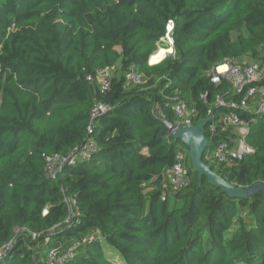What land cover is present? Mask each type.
<instances>
[{
    "label": "trees",
    "instance_id": "1",
    "mask_svg": "<svg viewBox=\"0 0 264 264\" xmlns=\"http://www.w3.org/2000/svg\"><path fill=\"white\" fill-rule=\"evenodd\" d=\"M170 23L173 54L149 65L169 49ZM245 59L264 65V0H0V248L12 242L0 264H44L73 243L64 264H264L263 196L200 183L170 134L176 101L195 110L194 126L237 115L253 153L206 164L241 190L264 184V116L209 74ZM107 67L101 91L87 77ZM131 69L142 83L126 87ZM96 105L108 108L91 121ZM217 125L209 150L233 136ZM88 138L89 159L45 177L46 157ZM177 151L181 190L168 182Z\"/></svg>",
    "mask_w": 264,
    "mask_h": 264
},
{
    "label": "built area",
    "instance_id": "2",
    "mask_svg": "<svg viewBox=\"0 0 264 264\" xmlns=\"http://www.w3.org/2000/svg\"><path fill=\"white\" fill-rule=\"evenodd\" d=\"M172 23L167 26L166 40L173 54V43L170 37L172 31ZM160 47L159 49H161ZM158 51V50H157ZM166 55V56H167ZM165 56V57H166ZM164 57V58H165ZM163 58V59H164ZM161 59L160 61H162ZM159 61V62H160ZM158 62V63H159ZM149 65L152 64L149 58ZM222 68V69H221ZM114 69L104 68L96 70L94 75L88 76L87 81L98 84L101 91H107L110 87V79ZM209 74L213 84L226 82L228 87L240 94L244 95L243 107L252 109L256 114L264 116V65L252 64L246 61H226L223 65L212 69ZM142 83V76L135 70L131 69L125 77V85H138ZM220 106L225 105L222 98L217 99ZM105 105H96L91 113V121L100 117L106 110ZM176 118L175 125L171 127L170 134L175 128L192 126L191 119L195 115L194 109H189L182 101H176L171 107ZM220 122L223 130L228 128L236 129L237 132L233 138L228 141L218 143L209 154L204 157L205 163L211 165H232L236 160L252 154L253 149L245 142V136L248 132L247 124L235 114H228L218 122H210L206 128V133L215 135L218 130L217 123ZM92 131L89 129V134ZM97 147L92 138H88L80 147L73 149L67 155H54L45 158L44 174L47 178H55L57 172L65 165H74L80 161L89 159L96 151ZM168 182L175 190H181L189 185L187 169L185 167V154L177 151L175 161L168 173ZM69 200L65 199L68 203ZM69 216L65 219L64 224L69 225L73 217L72 206L69 204ZM78 243H73L68 249H53L44 260V264H64L66 260L75 256V250ZM12 248V242L3 245L0 248V259L4 257Z\"/></svg>",
    "mask_w": 264,
    "mask_h": 264
},
{
    "label": "water",
    "instance_id": "3",
    "mask_svg": "<svg viewBox=\"0 0 264 264\" xmlns=\"http://www.w3.org/2000/svg\"><path fill=\"white\" fill-rule=\"evenodd\" d=\"M208 124L209 119L206 118L197 126L175 128L171 133L173 140L181 142L188 150L191 167L197 174L198 181L201 183L203 178H205L209 185L219 189L222 193L233 199L249 197L257 193H260L264 199V184H256L251 188L241 190L217 175L204 162V157L210 152L209 140L206 133Z\"/></svg>",
    "mask_w": 264,
    "mask_h": 264
},
{
    "label": "bare ground",
    "instance_id": "4",
    "mask_svg": "<svg viewBox=\"0 0 264 264\" xmlns=\"http://www.w3.org/2000/svg\"><path fill=\"white\" fill-rule=\"evenodd\" d=\"M170 52H171L170 49L163 50V49L161 48V49H159V51H157L156 53H154V54L150 57V61H151L152 63H157V62H159L161 59H163L167 53H170ZM221 69H222V68H221Z\"/></svg>",
    "mask_w": 264,
    "mask_h": 264
},
{
    "label": "rangeland",
    "instance_id": "5",
    "mask_svg": "<svg viewBox=\"0 0 264 264\" xmlns=\"http://www.w3.org/2000/svg\"><path fill=\"white\" fill-rule=\"evenodd\" d=\"M167 44H168V43H167ZM168 47H169V46H168ZM163 48H165V47H162V49H163ZM164 50H166V49H164ZM170 50H171V49H170ZM158 51H159V49H158ZM170 53H171V52H170ZM167 54H168V53H167ZM167 54H166V55H167ZM166 55H165V56H166ZM244 61H246V62H248V63H251V62H250L249 60H247V59L243 60V62H244ZM150 62H151V61H150ZM151 63H152V62H151ZM157 63H158V62H157ZM152 64H154V63H152ZM106 250H107V252H110V248L107 247V246H106ZM110 254H111V257H112V258H119L118 255H117V253L114 252L113 250H111Z\"/></svg>",
    "mask_w": 264,
    "mask_h": 264
},
{
    "label": "crops",
    "instance_id": "6",
    "mask_svg": "<svg viewBox=\"0 0 264 264\" xmlns=\"http://www.w3.org/2000/svg\"><path fill=\"white\" fill-rule=\"evenodd\" d=\"M229 129H230L231 135H233V136L230 137V138H233L234 135L236 134L237 130H236V129H231V128H229ZM60 249H62V248H60Z\"/></svg>",
    "mask_w": 264,
    "mask_h": 264
}]
</instances>
